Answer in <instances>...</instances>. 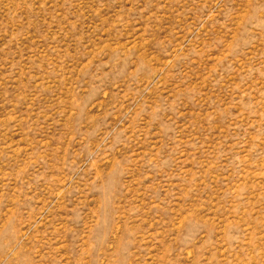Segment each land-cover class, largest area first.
Instances as JSON below:
<instances>
[{
  "label": "rangeland",
  "instance_id": "1",
  "mask_svg": "<svg viewBox=\"0 0 264 264\" xmlns=\"http://www.w3.org/2000/svg\"><path fill=\"white\" fill-rule=\"evenodd\" d=\"M0 264H264V0H0Z\"/></svg>",
  "mask_w": 264,
  "mask_h": 264
}]
</instances>
